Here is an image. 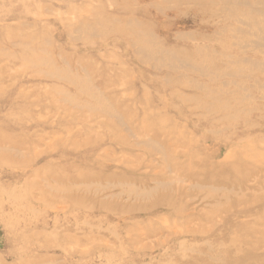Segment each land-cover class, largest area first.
Here are the masks:
<instances>
[{"label":"rangeland","instance_id":"374dc122","mask_svg":"<svg viewBox=\"0 0 264 264\" xmlns=\"http://www.w3.org/2000/svg\"><path fill=\"white\" fill-rule=\"evenodd\" d=\"M0 264H264V0H0Z\"/></svg>","mask_w":264,"mask_h":264}]
</instances>
